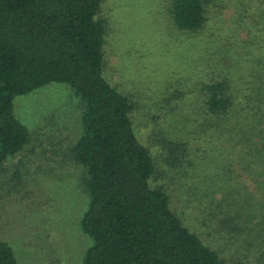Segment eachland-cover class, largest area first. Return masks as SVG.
I'll use <instances>...</instances> for the list:
<instances>
[{
  "label": "trees",
  "instance_id": "16d2710c",
  "mask_svg": "<svg viewBox=\"0 0 264 264\" xmlns=\"http://www.w3.org/2000/svg\"><path fill=\"white\" fill-rule=\"evenodd\" d=\"M102 3L0 0V172L32 146L15 99L66 84L81 100L70 154L89 196L82 264H264V0H237L233 17L236 33L252 35L242 50L259 44L257 60L229 65L202 51L207 59L158 91L145 113L104 77ZM227 4L171 0L167 16L180 37L195 38L221 23ZM136 111L151 120L159 156L138 139ZM0 264H21L3 239Z\"/></svg>",
  "mask_w": 264,
  "mask_h": 264
},
{
  "label": "rangeland",
  "instance_id": "374dc122",
  "mask_svg": "<svg viewBox=\"0 0 264 264\" xmlns=\"http://www.w3.org/2000/svg\"><path fill=\"white\" fill-rule=\"evenodd\" d=\"M228 2L220 24L209 22L200 37L185 38L167 16L171 0H103L104 77L120 93L131 95L145 113L160 100L158 91L174 89L169 84L191 76L187 66H198L207 53L214 54V62L223 59L230 65L241 58L251 64L260 46L255 42L258 46L242 50L252 35L248 28L236 33L237 0ZM211 7L217 11L215 4ZM208 37L213 40L206 41ZM80 108L72 89L57 83L14 101L15 116L28 129L32 146L0 172V239L11 245L21 264H82L91 245L80 226L89 201L83 186L86 171L70 154L82 133ZM145 116L133 113V127L141 143L159 156L149 142L152 125ZM17 172L19 179L14 177ZM173 202L181 213L179 200Z\"/></svg>",
  "mask_w": 264,
  "mask_h": 264
}]
</instances>
